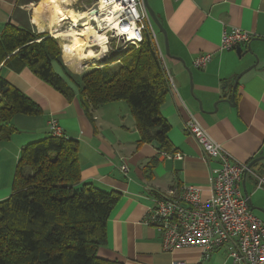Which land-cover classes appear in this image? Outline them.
Instances as JSON below:
<instances>
[{
    "label": "crops",
    "instance_id": "obj_1",
    "mask_svg": "<svg viewBox=\"0 0 264 264\" xmlns=\"http://www.w3.org/2000/svg\"><path fill=\"white\" fill-rule=\"evenodd\" d=\"M64 1L0 0V37L10 26L48 33L45 13L51 3ZM79 2L60 6L68 13V9L82 11L92 5V0L83 6ZM148 5L167 32L169 53L164 34L152 23L161 62L173 80H168L169 94L161 108V116L171 126L168 149L155 143L138 146L140 134L126 102L93 110L83 107V95L75 84L80 77L69 71L65 53L63 64L75 79L58 64L54 70L68 94L19 60L2 64L4 78L34 101L42 114L15 115L10 136L0 139V202L13 194L21 151L51 136L53 118L64 135L78 143L81 183L121 194L107 222V243L99 249V258L120 264H235L226 248L209 258L199 247L165 251L161 233L147 223V217L171 190L194 186L203 189L204 198L209 195L210 166L186 131L194 117L239 163L251 165L243 177L242 192L253 214L264 222V189L258 188L260 179L264 180V0H148ZM234 29L254 38L246 45L222 50L223 32ZM249 48L259 55L257 66ZM203 54H211L212 61L205 69H197L194 60ZM163 153L183 159L170 160Z\"/></svg>",
    "mask_w": 264,
    "mask_h": 264
},
{
    "label": "trees",
    "instance_id": "obj_2",
    "mask_svg": "<svg viewBox=\"0 0 264 264\" xmlns=\"http://www.w3.org/2000/svg\"><path fill=\"white\" fill-rule=\"evenodd\" d=\"M61 55L54 39L30 29L10 26L0 37V66L19 60L68 94L54 65L75 78ZM3 68L0 139H7L15 115L40 116L42 110L4 78ZM75 84L88 110L126 102L137 123L138 146L168 149L171 126L161 108L170 85L150 35L138 49L130 47L117 69H92ZM81 182L76 141L49 136L21 151L13 194L0 202V264H120L99 258L98 252L107 243V222L121 194Z\"/></svg>",
    "mask_w": 264,
    "mask_h": 264
},
{
    "label": "built area",
    "instance_id": "obj_3",
    "mask_svg": "<svg viewBox=\"0 0 264 264\" xmlns=\"http://www.w3.org/2000/svg\"><path fill=\"white\" fill-rule=\"evenodd\" d=\"M83 11L87 16L82 21L89 22L97 33L107 36V54H119L128 46L139 47L146 34L157 45L145 0H96ZM115 22L121 26L131 25L133 36L129 37L128 31L115 30ZM64 25L65 29H72L68 21ZM253 38V34L240 29L224 31L221 49L238 48ZM88 41L92 49L101 50L96 46L95 38ZM114 43L116 48H112ZM105 54L100 56V62L107 60ZM211 61V54L199 55L194 60V67L205 69ZM165 70L169 82H173ZM49 126L52 137H66L56 119L51 118ZM186 131L199 145L202 160L210 166L209 195L204 198L203 189L194 186L171 190L149 210L147 223L161 233L165 251L199 247L204 257L209 258L213 252L226 248L235 264H264V222L253 214L249 198L242 192L243 177L251 171L249 166L230 155L194 117L187 122ZM162 156L170 160L183 159L179 154L163 153ZM258 188L264 189L263 179ZM173 264L187 263L175 261Z\"/></svg>",
    "mask_w": 264,
    "mask_h": 264
},
{
    "label": "bare ground",
    "instance_id": "obj_4",
    "mask_svg": "<svg viewBox=\"0 0 264 264\" xmlns=\"http://www.w3.org/2000/svg\"><path fill=\"white\" fill-rule=\"evenodd\" d=\"M72 1L74 0L51 3L44 18H46L49 26L48 29L54 38L70 42V45L65 44L66 52L64 60H66L72 70L80 72L86 65L85 63H89L93 59L100 62V56L108 51V46L106 45L107 36L97 33L93 25L89 22L82 21L87 16L85 11L75 10L71 12L68 9V13L64 12L61 6H69ZM66 21L70 23L72 29L65 31L59 29ZM80 23H83V25L81 26ZM79 26L82 28L81 30L77 29ZM114 28L121 32L128 31L126 34L129 37L133 36V27L131 25L125 24L121 26L118 22H115ZM91 37L96 39V46L101 47V50L95 51L92 49L93 46L88 41Z\"/></svg>",
    "mask_w": 264,
    "mask_h": 264
},
{
    "label": "rangeland",
    "instance_id": "obj_5",
    "mask_svg": "<svg viewBox=\"0 0 264 264\" xmlns=\"http://www.w3.org/2000/svg\"><path fill=\"white\" fill-rule=\"evenodd\" d=\"M79 1H81V2H79ZM86 1H91V0H78V2L81 3L82 6L84 5V2H86ZM95 1L96 0H92V3L91 4H93ZM87 6H89V5H87ZM83 9H85V6H84ZM83 9H80V10L83 11ZM65 28H66L65 25H62V26L59 27V29H62L64 31L67 30ZM33 32L34 33H39L36 28H34ZM44 35H46L49 38L54 39L57 42V45H58V47H59V49L61 50V53H62L61 58L63 59V55L65 53L64 52V46H66L67 44L70 45V42L65 41V40H62V39H56V38H54L52 36V33L50 31L48 33H45ZM146 35L149 36V34H146ZM130 47H134L135 49H138L140 47V45H139V47L138 46H128L124 52H121L119 54H114L113 52H110L109 54L106 53L105 54V57L107 58V60H102L101 62L98 63V61H96V60L93 59L89 63H85V64H87L86 67L84 66L83 70L80 71V72H77V71L72 70L69 66H67V67H68V69H70L69 71H71L75 75L76 74L79 75V77L84 76L85 73H87L88 71H90L92 69H95V68L96 69H103L104 67H111L112 69H117V67L120 65V60L123 58V56H125V54H127V52L129 51ZM112 48H116V44L115 43L112 45ZM157 53H158V56L160 58L161 56H160L158 50H157ZM160 61H161V59H160ZM161 64H162V67H163V63L162 62H161ZM163 69H164V67H163ZM164 71H165V69H164ZM165 74H166V72H165ZM79 77L77 76V78H79ZM166 77H167V75H166Z\"/></svg>",
    "mask_w": 264,
    "mask_h": 264
},
{
    "label": "water",
    "instance_id": "obj_6",
    "mask_svg": "<svg viewBox=\"0 0 264 264\" xmlns=\"http://www.w3.org/2000/svg\"><path fill=\"white\" fill-rule=\"evenodd\" d=\"M145 5H146V8L148 10V13H149V16H150V19L152 21V23L164 34L165 38H166V46H167V53H169L168 51V41H167V32L165 30V28L163 27L162 23L159 21L158 17L156 16V14L154 13V11L152 9H150L149 5H148V0H145ZM248 53L252 56H254V58L256 59V66L257 64L259 63L260 61V58H259V55L255 54L251 48L248 49ZM255 66V65H254ZM254 66H252L251 68H253ZM242 74H240L237 78H236V81H235V87L238 85L239 83V80H240V76ZM264 157L261 159L263 160ZM260 160V159H259ZM249 169H251V165L249 166ZM247 176V173L244 175V178ZM248 197V196H247ZM249 205L250 207L252 206L251 205V202L249 200ZM252 208V207H251Z\"/></svg>",
    "mask_w": 264,
    "mask_h": 264
}]
</instances>
